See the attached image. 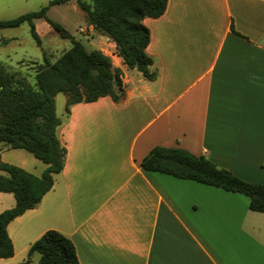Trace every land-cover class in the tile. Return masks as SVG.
Listing matches in <instances>:
<instances>
[{
    "label": "crops",
    "instance_id": "1",
    "mask_svg": "<svg viewBox=\"0 0 264 264\" xmlns=\"http://www.w3.org/2000/svg\"><path fill=\"white\" fill-rule=\"evenodd\" d=\"M142 22L156 76L116 55L122 97L70 106L63 167L7 224L13 254L0 264L23 261L48 229L72 241L80 264H264V213L246 195L140 167L155 145L181 147L264 185V0H167ZM0 161L46 167L4 142ZM14 203L0 192V212Z\"/></svg>",
    "mask_w": 264,
    "mask_h": 264
},
{
    "label": "trees",
    "instance_id": "2",
    "mask_svg": "<svg viewBox=\"0 0 264 264\" xmlns=\"http://www.w3.org/2000/svg\"><path fill=\"white\" fill-rule=\"evenodd\" d=\"M69 0H51L50 4ZM84 13L87 24L97 34L114 42L116 55L128 68L139 71L146 79L156 74L150 69L153 58L147 53L149 29L142 22L145 17H159L167 0H75ZM47 6L37 11L0 20V28L30 25V33L37 45L40 38L34 20L43 18L70 46L53 62L43 56L42 61H30L35 84L25 76L9 71L0 64V142L11 148H23L46 167L41 175L0 161V192L12 193L15 203L0 212V257L13 254L7 234V224L25 210L35 207L50 190L54 174L63 167L66 148L58 138L62 123L56 114L55 95L65 94V112L72 104L92 102L109 96L117 102L123 95L119 68L113 67L108 55L99 49L87 50L82 42L59 22L46 15ZM143 170L191 179L230 192H238L249 199V208L264 213V185L244 180L231 171L218 167L203 155H195L181 147L155 145L141 159ZM39 254L38 264H80L72 241L55 229L46 230L29 246L27 257L17 264H31V255Z\"/></svg>",
    "mask_w": 264,
    "mask_h": 264
},
{
    "label": "rangeland",
    "instance_id": "3",
    "mask_svg": "<svg viewBox=\"0 0 264 264\" xmlns=\"http://www.w3.org/2000/svg\"><path fill=\"white\" fill-rule=\"evenodd\" d=\"M50 1L0 0V20L11 19L47 6V17L61 23L74 38L82 42L87 50L96 48L108 55L114 67L115 49L110 46L109 40L98 39L96 32L86 29L84 13L78 8L75 0L55 4H50ZM34 25L40 38V45H37L32 37L30 25L27 22L17 27L0 28V64L9 71H15L19 76H25L32 85L35 84V77L34 71L29 68V62H41L43 56L53 62L71 44L69 39L62 38L43 18H36ZM65 98L63 93L55 95L56 114L61 119L66 115ZM28 154L33 157L29 152ZM38 255L35 253L32 264H38Z\"/></svg>",
    "mask_w": 264,
    "mask_h": 264
},
{
    "label": "built area",
    "instance_id": "4",
    "mask_svg": "<svg viewBox=\"0 0 264 264\" xmlns=\"http://www.w3.org/2000/svg\"><path fill=\"white\" fill-rule=\"evenodd\" d=\"M85 27H86V29L88 30V29H92V26L90 25V24H85Z\"/></svg>",
    "mask_w": 264,
    "mask_h": 264
}]
</instances>
